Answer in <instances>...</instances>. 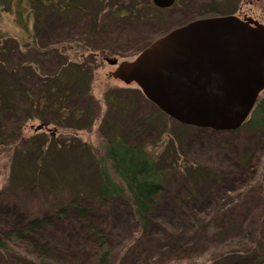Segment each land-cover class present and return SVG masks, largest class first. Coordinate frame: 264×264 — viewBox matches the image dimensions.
Returning <instances> with one entry per match:
<instances>
[{"label":"rangeland","instance_id":"rangeland-1","mask_svg":"<svg viewBox=\"0 0 264 264\" xmlns=\"http://www.w3.org/2000/svg\"><path fill=\"white\" fill-rule=\"evenodd\" d=\"M76 1L75 13L38 14L28 31L16 22L14 11L0 18V31L21 46L27 66L34 71L30 77L22 73L17 87H28L35 98L51 89L55 90L51 98L69 96L65 104H48L39 111L35 107L30 115L23 113L31 109L27 103L14 104L3 115L7 141L0 144V236L76 202L87 208L91 221L117 251L113 264H164L174 249L203 248L207 236L218 229L215 226H221L218 236H231L249 219L256 241L259 238L264 247V170L244 159L256 155L264 162V131L245 127L234 134L203 132L160 119L158 108L139 87L115 79L116 67L108 64L115 59L134 61L160 37L210 14L180 13L172 6H154L153 0ZM82 7L85 12H80ZM122 9L135 13L111 15ZM38 11L43 13V8ZM96 15L102 33L99 41L91 35ZM252 16L264 24V10ZM70 66L78 68L79 84L70 76ZM51 106L56 113L63 108L68 118L62 123L53 120ZM45 113L50 118H44ZM108 132L159 156L166 148L171 150L172 160H166L173 162V168L160 161L167 187L148 233L136 223L126 201L102 204L96 197L101 182L95 162ZM189 164L198 170L187 169ZM190 217L201 223V229L189 228ZM83 224L75 215L65 216L42 236L52 235L60 250L85 263L88 248L77 237ZM13 259L7 256L0 264H13Z\"/></svg>","mask_w":264,"mask_h":264},{"label":"trees","instance_id":"trees-1","mask_svg":"<svg viewBox=\"0 0 264 264\" xmlns=\"http://www.w3.org/2000/svg\"><path fill=\"white\" fill-rule=\"evenodd\" d=\"M98 1L111 2L113 0ZM120 1L122 3L126 2V0ZM40 7L43 8V13H39L38 8ZM78 9V1L76 0H0V18L7 11H14L16 22L26 31L29 30L31 21L36 19L38 14L75 13ZM80 9V12H85L86 8L82 7ZM134 13L132 10H127L126 13V9H122L111 12V15L120 18L124 17L125 14ZM95 17L96 19H92L91 35L99 41L102 33L98 23V15ZM33 35L35 37V33ZM25 60L26 54L22 53L21 46L0 31V144L7 141L6 131L1 125V120L14 104L27 103L29 107L31 106V109L24 110L23 113L27 112L30 115L32 112H36L35 107L39 111L48 104L61 105L69 101L67 94L51 98L54 89L48 90L47 93L43 91L35 98L33 91L28 87L18 88L15 83L18 81L19 76L22 73L23 75L30 73V77L31 73L34 72L31 66H27ZM70 68V71H72L70 76L74 77L75 82L79 84L80 81L76 73L78 68L74 66H70ZM48 109L51 110V118L53 120L57 118V122L62 123L69 116L68 112L62 111L63 108H58L57 113L55 107L51 106ZM158 115V118L170 121L162 112L159 111ZM37 118L36 116L33 119ZM44 118H50V115L47 116L46 114ZM245 127H250L255 131H264V92L259 97L250 118L239 130ZM183 128L192 129V127ZM198 130L216 133L206 129ZM236 132H232V134ZM104 138L103 148L95 162L101 182L96 197L102 204L114 199L126 201L132 209L136 223L143 233H148L152 214L159 206L167 187V174L160 161L164 159L163 162L167 165L170 164L172 167L173 162L170 163L166 160H172L171 150L169 151L166 148L164 153L159 156L150 152L144 145L127 142L125 138L117 133L108 132ZM244 159L247 162L253 161L259 169L264 170V162L259 159L257 161L256 155ZM39 160H44L42 151ZM178 163L179 161L177 165ZM186 168L193 171L198 170V167L192 164H189ZM241 182L242 180H239L237 184ZM234 184L233 187H236V181ZM72 215L82 219L84 223L82 230L77 232V237L79 236V240L88 248L85 263L75 261L73 255L60 250L52 235H48L47 239L42 236V232L49 231L48 229L54 222L64 219L65 216L72 217ZM249 222L250 219L245 225L239 226L240 231L238 233L231 236H218L221 226H215L218 229L214 231L213 235L207 236L203 248L192 250L186 248L174 249L166 256L164 264L168 261L175 264H193L199 260L215 264H262L264 262V247L259 238L256 241ZM188 224L189 228L191 227L196 231L202 227L195 217H190ZM203 233L206 232L203 231ZM7 256L14 257L13 264H113L116 261L117 251L107 241L102 228L97 227L96 223L91 221L87 208L79 203L71 202L60 209L56 215H49L48 218L39 217L33 221L27 220L14 232L3 233L0 236V259H6ZM233 256L239 258L231 261L230 258Z\"/></svg>","mask_w":264,"mask_h":264},{"label":"water","instance_id":"water-1","mask_svg":"<svg viewBox=\"0 0 264 264\" xmlns=\"http://www.w3.org/2000/svg\"><path fill=\"white\" fill-rule=\"evenodd\" d=\"M108 64L115 79L136 84L168 118L232 133L264 92V25L232 15L202 18L160 37L134 61Z\"/></svg>","mask_w":264,"mask_h":264},{"label":"flooded vegetation","instance_id":"flooded-vegetation-1","mask_svg":"<svg viewBox=\"0 0 264 264\" xmlns=\"http://www.w3.org/2000/svg\"><path fill=\"white\" fill-rule=\"evenodd\" d=\"M153 3L161 8L175 7L180 13H199L202 10L210 14L208 18L232 15L242 21L259 24H262L261 21L252 15L264 10V0H153Z\"/></svg>","mask_w":264,"mask_h":264}]
</instances>
